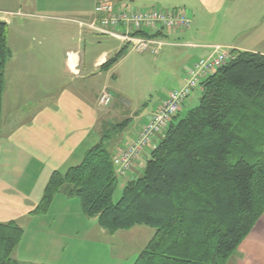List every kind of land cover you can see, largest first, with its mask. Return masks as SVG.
<instances>
[{
	"label": "crops",
	"instance_id": "1",
	"mask_svg": "<svg viewBox=\"0 0 264 264\" xmlns=\"http://www.w3.org/2000/svg\"><path fill=\"white\" fill-rule=\"evenodd\" d=\"M100 1L106 0H0V12H9L0 20L7 23V46L11 51L3 71L0 106V223L15 222L21 228L12 253L19 264H75L90 259V249L114 243L112 239L120 233L102 229L96 218L86 215L80 199L63 190L52 195L44 212L37 209L54 172L64 173L80 163L88 149L100 141L101 134L111 129V113H126L131 104L119 93L120 89L113 85V93L108 85L113 74L109 71L128 55L124 54L108 70L101 68L117 54L121 42L109 36L118 44L95 42L96 36L102 35L81 26L82 22L94 20V5ZM125 1L137 2L140 6L130 5L139 9L189 6L181 9L191 17L189 28L167 32L168 39L264 54V0ZM88 42L98 44L91 45L95 48L92 52ZM167 51L181 59L174 71L173 89L181 87L184 72L193 61L208 53L196 46L169 47ZM104 89L111 94L108 105L98 101ZM168 91L153 108L129 118L134 120L131 128L128 121L123 129L113 132L114 141L107 142L112 155L138 136ZM190 101L192 97L179 114ZM151 150L147 147L135 166L121 177L124 186L140 174L138 169L145 165ZM131 229L130 234L139 240L134 226ZM246 235L225 264H264V212ZM146 243L137 248L134 261ZM129 257L122 260L128 261Z\"/></svg>",
	"mask_w": 264,
	"mask_h": 264
},
{
	"label": "trees",
	"instance_id": "2",
	"mask_svg": "<svg viewBox=\"0 0 264 264\" xmlns=\"http://www.w3.org/2000/svg\"><path fill=\"white\" fill-rule=\"evenodd\" d=\"M6 32L0 20V106L11 56ZM124 52L121 47L101 68ZM235 53L203 80L198 104L173 118L118 200L107 142L128 119L105 130L76 166L54 172L38 211L63 190L110 234L138 224L153 229L133 264H225L264 212V54ZM20 235L15 222L0 223V264H19L12 253Z\"/></svg>",
	"mask_w": 264,
	"mask_h": 264
},
{
	"label": "built area",
	"instance_id": "3",
	"mask_svg": "<svg viewBox=\"0 0 264 264\" xmlns=\"http://www.w3.org/2000/svg\"><path fill=\"white\" fill-rule=\"evenodd\" d=\"M94 12V20L82 22L81 26L93 33L114 38L128 46L130 50L142 53L146 51L153 55L166 47L196 46L208 50L207 55L193 61L185 70L181 87L168 91L166 99L152 112L146 124L141 126L138 136L123 150L112 156L115 171L122 177L135 166L139 156L147 147L154 149L157 146L153 142L165 134L173 118L180 113L183 104L190 98L192 90L200 87L204 79L234 59L236 50L230 46L218 44L197 45L192 42L168 39L167 32L188 29L191 23V17L187 11L178 8L163 10L153 6L139 9L130 4H114L106 0L96 3ZM6 13L9 14V12L1 11L0 16ZM14 13L23 15L21 12ZM110 98V92L104 89L100 92L98 101L102 105H108Z\"/></svg>",
	"mask_w": 264,
	"mask_h": 264
},
{
	"label": "rangeland",
	"instance_id": "4",
	"mask_svg": "<svg viewBox=\"0 0 264 264\" xmlns=\"http://www.w3.org/2000/svg\"><path fill=\"white\" fill-rule=\"evenodd\" d=\"M114 4H131L140 6L137 2L130 3L129 1L123 0H108ZM188 9L189 6L179 5L176 7H171V9ZM1 17V16H0ZM96 41L99 42H114L118 44V42L109 39V37L103 36H96ZM110 42V43H111ZM89 46V52H92V44L94 46L98 45L97 43H86ZM124 48V53L128 56L120 62V65L116 66L113 71H109L110 73L113 72L112 78L110 79L109 90L115 93V87L121 90L124 95L125 100L131 102L130 106L126 107L127 111L124 113L123 111H119V113L112 112L111 117V127L113 130V126L116 124L121 123L124 118H131L135 115L145 113L147 110L153 108V106L157 103L160 97L168 90L173 89L176 87L174 85V71L179 68L180 64V57L179 55L172 53L171 51H167L166 47L163 51H160L158 54H151L149 52L143 51V53L136 52L134 50H130L128 46L121 44ZM124 56V55H123ZM114 85V86H113ZM201 90L200 88H195L192 90L190 97H192V101L189 102L188 108H183L184 110L179 114V117L190 110L192 107L196 106L199 102ZM115 95V94H114ZM115 100V99H114ZM129 128L134 125V120H129ZM114 141L113 138H111ZM148 158V157H147ZM144 166L139 168L140 174L144 171ZM115 170V166H114ZM117 175V173H116ZM117 187L114 191L113 200H118L121 197V191L124 186V182L121 179V176L117 175ZM76 202V201H73ZM53 203H51L52 207ZM49 207V208H50ZM54 208V205H53ZM73 211H75V206L72 205ZM72 214H76V212H72ZM84 224L82 223L81 227ZM133 228V226H132ZM135 230L138 235H140L139 240H135L133 235H131V227L127 228L129 232L126 233L127 230H119L120 233H117L115 237L112 239L114 243H107V245H99L96 249H90L89 255L90 259L81 260L80 262H76L75 264H131L138 254L137 248L141 244L147 242V239L152 235L153 229L146 225H135ZM118 231V230H117ZM115 231V232H117ZM133 232V233H134ZM114 234V233H113ZM151 240V239H150ZM149 240V241H150ZM145 241V242H143ZM148 241V242H149ZM147 242V243H148ZM146 243V244H147ZM112 244V247H111ZM114 244V245H113ZM145 244V245H146ZM105 247V248H104ZM145 247V246H144ZM104 249V251H103ZM99 250L97 255H93V252ZM128 261L122 260L123 257L126 256ZM131 259V261H130ZM131 262V263H130Z\"/></svg>",
	"mask_w": 264,
	"mask_h": 264
}]
</instances>
